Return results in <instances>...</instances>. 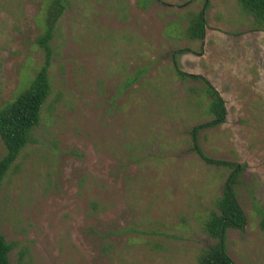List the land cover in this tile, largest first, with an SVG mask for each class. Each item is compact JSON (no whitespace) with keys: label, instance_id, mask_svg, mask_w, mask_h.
Returning a JSON list of instances; mask_svg holds the SVG:
<instances>
[{"label":"rangeland","instance_id":"1","mask_svg":"<svg viewBox=\"0 0 264 264\" xmlns=\"http://www.w3.org/2000/svg\"><path fill=\"white\" fill-rule=\"evenodd\" d=\"M48 1L0 0V107L43 63ZM139 1L69 0L57 22L51 94L0 191L11 264H197L213 244L202 224L225 171L190 148L209 117L201 85L174 76L177 49L190 51L181 70L226 106L225 123L198 135L204 155L245 166L236 195L247 224L227 231L226 253L264 264V28L237 0ZM205 3L204 39L190 41L188 18Z\"/></svg>","mask_w":264,"mask_h":264},{"label":"trees","instance_id":"2","mask_svg":"<svg viewBox=\"0 0 264 264\" xmlns=\"http://www.w3.org/2000/svg\"><path fill=\"white\" fill-rule=\"evenodd\" d=\"M69 0H49L44 9V31L37 39L38 46L44 52V60L26 87L13 99L0 107V142L3 154L0 157V191L10 169L28 145L33 130L39 125L43 108L51 94L52 87L48 75L51 49L50 41L56 31V25ZM159 0H140L142 9ZM241 11L252 17L257 28H264V0H237ZM187 4V3H186ZM205 9L190 14L183 36L190 41L202 42L205 35ZM188 49H177L170 53L174 76L180 80L198 82L201 85L199 98L205 105L208 120L197 124L190 130L191 150L209 167L225 171L220 194L214 200V208L204 218L202 230L213 240L207 249L196 256L197 264H235L226 253V234L229 230L243 231L247 221L236 195L244 165L235 162L214 160L204 155L198 141L202 131L219 128L226 121L227 110L223 98L207 79L181 70L178 59ZM193 90V89H192ZM195 90V89H194ZM259 228L264 233V212L260 215ZM14 244L5 241L0 232V264H11L9 254ZM24 253L20 254L23 257Z\"/></svg>","mask_w":264,"mask_h":264}]
</instances>
